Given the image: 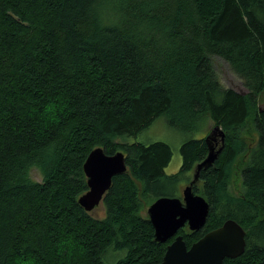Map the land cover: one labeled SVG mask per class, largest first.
Listing matches in <instances>:
<instances>
[{"label": "trees", "instance_id": "1", "mask_svg": "<svg viewBox=\"0 0 264 264\" xmlns=\"http://www.w3.org/2000/svg\"><path fill=\"white\" fill-rule=\"evenodd\" d=\"M214 58L248 95L220 83ZM262 92L264 0H0V264H159L173 239L155 242L143 211L180 197L208 153L205 138H189L166 175L167 143L129 142L161 117L187 134L206 122L225 133L192 185L209 213L202 229L178 232L187 248L233 220L245 251L224 264H264ZM95 148L126 158L103 217L78 203Z\"/></svg>", "mask_w": 264, "mask_h": 264}, {"label": "water", "instance_id": "2", "mask_svg": "<svg viewBox=\"0 0 264 264\" xmlns=\"http://www.w3.org/2000/svg\"><path fill=\"white\" fill-rule=\"evenodd\" d=\"M218 139L220 147L216 149ZM204 141L208 147L207 156L196 165L192 182L182 189V199L160 197L146 209L155 242L164 244L173 239L159 264H224L226 259L234 260L245 251V231L233 220L206 233L189 248L178 235L185 227L191 232L202 229L209 213L208 203L192 192V185L200 171L212 166L217 159L225 145V133L215 126ZM126 171V158L122 152L107 155L102 148L92 150L83 165L88 190L78 199L79 205L89 213L95 210L109 190L112 179Z\"/></svg>", "mask_w": 264, "mask_h": 264}, {"label": "rangeland", "instance_id": "3", "mask_svg": "<svg viewBox=\"0 0 264 264\" xmlns=\"http://www.w3.org/2000/svg\"><path fill=\"white\" fill-rule=\"evenodd\" d=\"M212 64L215 74L223 86L233 89L243 95L249 94V90L244 86L243 82L232 72L230 66L225 61L219 58H214ZM253 98L258 109L259 107L264 108V92L260 93L259 95H255ZM214 127L215 126L212 123L206 122L200 130L191 133L189 132V134H187L186 132H180L176 127L170 125V122L168 123L164 118L161 117L156 119L153 124L139 136H137L136 138H130L129 142L131 143L138 141L146 144L152 142L167 143L171 147L173 155L170 163L164 171L166 175H171L178 172L181 167V145L189 138H205L214 129ZM217 142H219L220 144L219 139L217 140ZM244 157L245 154L240 155L238 160L233 165L232 169L233 172L231 177L230 191L232 192V194H234L235 197H238L239 193L242 190L241 180L239 176V164L244 159ZM241 168H243V166ZM30 177L34 181L39 182L41 180V174L37 169H32L30 171ZM146 209L147 207L144 209L145 211H143V214H146ZM91 213L96 217H103L104 211L101 204Z\"/></svg>", "mask_w": 264, "mask_h": 264}, {"label": "flooded vegetation", "instance_id": "4", "mask_svg": "<svg viewBox=\"0 0 264 264\" xmlns=\"http://www.w3.org/2000/svg\"><path fill=\"white\" fill-rule=\"evenodd\" d=\"M220 147V144H219V142H218V144H216V148L218 149ZM190 183H188V184H184L182 187H181V191H180V197H178L179 199H182V189L185 187V186H187V185H189ZM185 228H187V227H185ZM188 229V228H187Z\"/></svg>", "mask_w": 264, "mask_h": 264}, {"label": "bare ground", "instance_id": "5", "mask_svg": "<svg viewBox=\"0 0 264 264\" xmlns=\"http://www.w3.org/2000/svg\"><path fill=\"white\" fill-rule=\"evenodd\" d=\"M220 152H221V151H220ZM220 152H219V153H220Z\"/></svg>", "mask_w": 264, "mask_h": 264}]
</instances>
